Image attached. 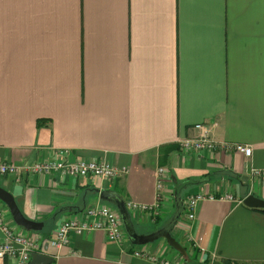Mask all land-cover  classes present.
Returning <instances> with one entry per match:
<instances>
[{"label":"crops","instance_id":"obj_1","mask_svg":"<svg viewBox=\"0 0 264 264\" xmlns=\"http://www.w3.org/2000/svg\"><path fill=\"white\" fill-rule=\"evenodd\" d=\"M198 123L216 141L250 145L251 157L185 153L179 141L198 136ZM60 149L127 172L0 176L43 228L10 213L7 224L53 264H264V208L243 203L264 199V0H0V160L33 164ZM251 167L262 176L244 180ZM159 180L160 206L129 211L137 235L158 239L117 243L93 230L51 244L63 221L108 204L103 190L151 205ZM199 194L190 219L186 201Z\"/></svg>","mask_w":264,"mask_h":264},{"label":"built area","instance_id":"obj_2","mask_svg":"<svg viewBox=\"0 0 264 264\" xmlns=\"http://www.w3.org/2000/svg\"><path fill=\"white\" fill-rule=\"evenodd\" d=\"M195 128L199 132L198 136L187 137L179 141L180 148L185 153L211 152L218 149L225 152H241L246 159H249L252 155L253 149L250 145L216 141L211 137L209 129L202 123L196 124ZM246 169H248L247 162ZM125 172H127L126 168H117L103 161L72 158L69 149H60L55 158H45L33 164L17 165L0 160V176H13L16 182H20L24 174H58L61 177H84L90 175L110 181ZM163 172L164 169L159 168V173L163 174ZM262 174L261 170L254 167H251L248 171V175L251 177H259ZM162 187L163 182L159 180L157 183L159 191L153 204L148 205L129 200L125 202L127 209L133 213L157 209L162 201V194L160 193ZM201 198L202 195L199 194L187 199V216L190 219L194 218L195 205ZM226 198H231V195H227ZM7 213H9L8 209L0 204V231L3 234V238L0 241V259H5L7 264H29L32 253L37 252L39 246L28 235L17 231L15 227L7 224ZM93 230H103L107 234L108 239L117 243H122L126 236L123 222L117 209L110 207L108 204L99 203L86 209L80 218H70L63 221L58 228L56 237L51 240V244L56 248H61L70 242L72 233L83 234ZM133 252L136 257L145 256V253L141 250ZM147 258L153 264H172L167 260H161L159 257Z\"/></svg>","mask_w":264,"mask_h":264},{"label":"water","instance_id":"obj_3","mask_svg":"<svg viewBox=\"0 0 264 264\" xmlns=\"http://www.w3.org/2000/svg\"><path fill=\"white\" fill-rule=\"evenodd\" d=\"M249 176L250 175H245L244 180H248L250 178ZM100 198L101 200L111 203L115 206L123 222L125 232L127 236L129 237V239L134 244H146L160 237L158 235H153V234H150L147 236H141L135 233L133 229V224L131 222V215H130L129 210L126 207V203L115 190H112V189L103 190L100 194ZM0 201L8 209L14 222L18 226L26 229L27 231H41L42 230L43 223L33 221L25 217V215L19 208L14 195L9 190L2 187L1 185H0ZM243 203L249 207L264 208V199L259 198L253 194H248L244 198ZM163 236L165 237L167 243L171 247L177 250L183 249L181 245L178 243V241L175 239V237L171 235V233H164ZM53 261H54V257L51 255H48L45 253L33 252L29 264H52ZM212 264H227V263L216 260V261H213Z\"/></svg>","mask_w":264,"mask_h":264},{"label":"trees","instance_id":"obj_4","mask_svg":"<svg viewBox=\"0 0 264 264\" xmlns=\"http://www.w3.org/2000/svg\"><path fill=\"white\" fill-rule=\"evenodd\" d=\"M41 124H43V122H42V121H39V122H38V125L40 126ZM0 204L3 205V206H5L1 201H0ZM263 210H264V209H263ZM53 262H54V261H53ZM225 263H227V264H236V263H232V262H229V261H225ZM52 264H53V263H52ZM204 264H211V261H210V260H206Z\"/></svg>","mask_w":264,"mask_h":264},{"label":"rangeland","instance_id":"obj_5","mask_svg":"<svg viewBox=\"0 0 264 264\" xmlns=\"http://www.w3.org/2000/svg\"><path fill=\"white\" fill-rule=\"evenodd\" d=\"M108 205L110 206V207H112V208H115V206L113 205V204H111V203H108ZM116 209V208H115Z\"/></svg>","mask_w":264,"mask_h":264}]
</instances>
